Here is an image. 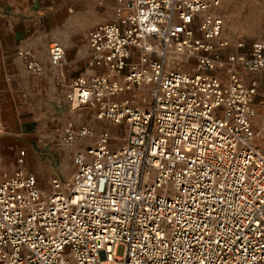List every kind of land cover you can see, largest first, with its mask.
Returning a JSON list of instances; mask_svg holds the SVG:
<instances>
[{
  "label": "built area",
  "instance_id": "obj_1",
  "mask_svg": "<svg viewBox=\"0 0 264 264\" xmlns=\"http://www.w3.org/2000/svg\"><path fill=\"white\" fill-rule=\"evenodd\" d=\"M220 4L116 0L115 19L89 31L88 65L106 71L74 78L66 98L127 127V139L114 148L108 130L67 127L61 147L94 143L48 189L0 156V264H264V153L253 125L264 42L223 38ZM17 55L42 71L32 50ZM64 59L51 43L50 65ZM142 86L148 108L111 100Z\"/></svg>",
  "mask_w": 264,
  "mask_h": 264
},
{
  "label": "crops",
  "instance_id": "obj_2",
  "mask_svg": "<svg viewBox=\"0 0 264 264\" xmlns=\"http://www.w3.org/2000/svg\"><path fill=\"white\" fill-rule=\"evenodd\" d=\"M34 3L41 8L46 1ZM15 4L0 0V152L20 145L18 140L16 144L7 138L9 132L4 133L6 129L14 131L12 129L20 128L19 132L33 135L32 145L53 153L60 150V137L69 126L88 127L95 132L108 130L115 137L122 135V125L99 120L94 107H74L66 98L74 78L106 71L88 65V31L108 21L102 17L91 21L88 16L79 13L61 18L48 14L26 16L13 9ZM90 8L87 2L82 6V10ZM69 23L73 26H68ZM250 41L247 40V43ZM53 42L60 43L65 50V59L59 68L52 67L48 61V47ZM26 49L32 50L40 60V73L30 72L17 55L18 50ZM133 59H138L136 51ZM244 75L250 77L247 73ZM254 78L258 86L254 106L258 110L264 109V71ZM117 80L121 81V78L117 77ZM127 97L139 106L140 102L149 101L148 96L143 100L137 93L131 92L115 95L111 100L120 102ZM34 123L36 126L30 130L32 125L27 127V124ZM255 123L253 120L254 128L258 130L259 125ZM93 143V137L77 141L70 152L75 154Z\"/></svg>",
  "mask_w": 264,
  "mask_h": 264
},
{
  "label": "rangeland",
  "instance_id": "obj_3",
  "mask_svg": "<svg viewBox=\"0 0 264 264\" xmlns=\"http://www.w3.org/2000/svg\"><path fill=\"white\" fill-rule=\"evenodd\" d=\"M3 1V0H1ZM9 1L12 4L16 3L15 9L17 13L30 15H54L56 17L72 16L76 14H83L88 16L92 20H96L100 17L106 21H113L114 7L116 0H45L46 3L38 8V0H4ZM41 1V0H39ZM90 3L91 8L89 10H82V6L85 3ZM214 13L220 15L224 19V27L222 37L230 40H237L239 38L245 41H262L264 42V0H221L220 6L214 10ZM68 26H73V23H69ZM91 30V29H90ZM89 30V31H90ZM88 31V33H89ZM179 66L170 64L169 69H178ZM181 69L192 72L189 67H181ZM264 71V70H262ZM260 71L259 74L262 72ZM138 96L141 98L148 96V87L142 86L137 91ZM141 107L148 108L151 103L140 102ZM75 107V105H73ZM107 123H111L109 120H105ZM259 125L258 130L255 129V144L264 153V109H256V116L254 123ZM256 124V123H255ZM32 130L34 124H27ZM7 138L13 143L18 144L19 147H12L7 152H0V156L3 158L4 168L12 172L16 168H22L28 172L33 173L39 183L44 188H49V181L52 177L69 178L73 174L75 167L73 165L74 153L69 149L61 147L60 150L51 151L40 150L35 147L33 135H27L26 132H19L20 128H14V131H7ZM18 130V131H17ZM123 134L116 136V140L113 142L116 146L122 145L128 136V128L123 127ZM260 131L261 133H259ZM17 140L19 141L17 143ZM25 143V144H23ZM125 253V246L119 245L116 250L117 256L121 257Z\"/></svg>",
  "mask_w": 264,
  "mask_h": 264
}]
</instances>
